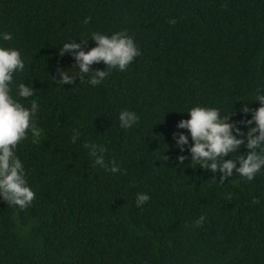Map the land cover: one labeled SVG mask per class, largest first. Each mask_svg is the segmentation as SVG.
<instances>
[{
	"label": "trees",
	"instance_id": "obj_1",
	"mask_svg": "<svg viewBox=\"0 0 264 264\" xmlns=\"http://www.w3.org/2000/svg\"><path fill=\"white\" fill-rule=\"evenodd\" d=\"M97 31H123L140 55L93 87L58 52L66 41L87 51ZM0 32L25 63L13 91L33 88L43 132L17 145L35 196L22 210L0 200V264H264V168L220 182L173 139L187 135L176 124L193 106L219 109L242 132L254 126L239 110L264 94V0H0ZM60 71L71 84L57 83ZM125 109L138 117L128 129ZM85 143L120 171L95 166ZM137 193L149 201L137 207Z\"/></svg>",
	"mask_w": 264,
	"mask_h": 264
},
{
	"label": "clouds",
	"instance_id": "obj_2",
	"mask_svg": "<svg viewBox=\"0 0 264 264\" xmlns=\"http://www.w3.org/2000/svg\"><path fill=\"white\" fill-rule=\"evenodd\" d=\"M88 22L89 18L85 17L83 23ZM169 22L175 23L174 20ZM12 38V33L0 32V40L6 42ZM89 38L94 41L95 46L87 51L82 50L80 44L66 41L61 45L58 55L73 54L79 68L73 75L86 74V82L93 87L102 83L110 74L109 70L115 68L124 71L140 55L133 38L123 31L113 32L111 35L97 31L90 33ZM80 40L84 43L86 39ZM99 62H103L104 69L90 73L89 66ZM24 68L25 63L18 49L0 45V200L21 210L30 206L35 193L28 185L24 166L16 155L17 145L26 138L35 144L43 134L36 122L40 105L36 99L28 100L34 95L33 88L19 82L15 84L13 91V75L23 72ZM57 83L71 84L72 77L67 72L60 71ZM22 100L27 102V106ZM253 101H258L259 107L252 109L245 105L239 110L241 114L250 116L243 123L254 125L243 132L228 122L227 115H220L219 109L215 107L193 106L179 112L186 113L187 118L180 119L176 128L186 130L187 135L184 132L175 133L174 147L182 153L187 146L190 163L194 162L212 173L218 171L221 174L220 182L234 172L251 181L264 168V94L257 92ZM118 122L121 128L128 129L138 122V117L136 113L125 109L118 113ZM77 136L78 133L74 134L71 141L75 142ZM242 144L247 151L230 158L229 154L236 153ZM83 146L88 149L95 166L112 173L120 171L116 161L109 160L105 163L103 146L94 143H85ZM226 156L229 158L224 159ZM164 159L167 157L164 156ZM176 160L182 165L185 156L177 155ZM149 199V194L137 193L135 204L140 207ZM203 220L204 216L201 215L195 224L199 226Z\"/></svg>",
	"mask_w": 264,
	"mask_h": 264
}]
</instances>
